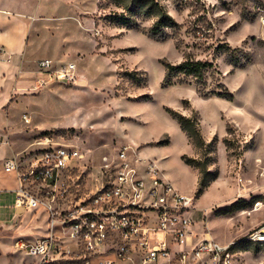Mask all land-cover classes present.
<instances>
[{
  "label": "rangeland",
  "instance_id": "obj_1",
  "mask_svg": "<svg viewBox=\"0 0 264 264\" xmlns=\"http://www.w3.org/2000/svg\"><path fill=\"white\" fill-rule=\"evenodd\" d=\"M19 1L44 18L36 23L46 32L44 45L34 46L36 61L73 62L81 79L12 99L0 113V131L10 134L1 138L0 154L8 158L12 150L24 161L43 136L83 140L79 170L86 188L97 190L110 176L101 158L111 160L129 144L194 197L199 237L236 242L239 264H264V244L244 240L264 229V13L255 11L264 0H153L178 25L175 39L166 40L148 36L157 17L143 12L152 3H140L136 28L128 30L112 20L124 10L108 0ZM221 44L229 51L218 52ZM228 53L244 68L233 70ZM184 57L211 62L232 100L202 97L192 85L162 88L161 61ZM179 116L194 122L189 133ZM19 224L31 232L36 225L29 215Z\"/></svg>",
  "mask_w": 264,
  "mask_h": 264
},
{
  "label": "built area",
  "instance_id": "obj_2",
  "mask_svg": "<svg viewBox=\"0 0 264 264\" xmlns=\"http://www.w3.org/2000/svg\"><path fill=\"white\" fill-rule=\"evenodd\" d=\"M255 9L264 13V8ZM36 67L39 77L33 89L52 82L74 86L81 79L73 62L42 59ZM22 120L29 123L26 115ZM55 139H37L38 148L24 161L1 160L3 173L17 182L13 209H41L45 215L44 236L14 242L33 264H239L233 252L236 242L199 237L194 197L178 192L136 148L121 145L113 159L102 157L109 180L88 190L79 170L83 140ZM244 240L264 244V229Z\"/></svg>",
  "mask_w": 264,
  "mask_h": 264
},
{
  "label": "crops",
  "instance_id": "obj_3",
  "mask_svg": "<svg viewBox=\"0 0 264 264\" xmlns=\"http://www.w3.org/2000/svg\"><path fill=\"white\" fill-rule=\"evenodd\" d=\"M37 11V7L28 8L25 2L0 0V113L6 112L12 106V99H19L28 93L27 91H33L35 81L39 77L33 51L34 46L39 42L44 45L46 32L36 24L37 21L44 19L41 16L37 17ZM57 43L58 41L53 43L54 46H58ZM57 51L58 48L54 50ZM9 135L2 129L0 140ZM11 152L13 153L11 156H14L15 153L12 150ZM3 157L6 156L0 154V264H31L34 259L17 252L14 242L17 237L33 241L44 236L45 215L41 209L21 213L13 209L17 182L12 176L3 173L1 168ZM163 176L171 183L170 177L165 174ZM172 186L178 192L186 194L173 184ZM25 215H29V220H34L36 223L32 232L30 228L23 229L19 224L20 219ZM17 218H19L18 222H16ZM31 236H33L32 240L29 239ZM206 237L210 236L206 235Z\"/></svg>",
  "mask_w": 264,
  "mask_h": 264
},
{
  "label": "trees",
  "instance_id": "obj_4",
  "mask_svg": "<svg viewBox=\"0 0 264 264\" xmlns=\"http://www.w3.org/2000/svg\"><path fill=\"white\" fill-rule=\"evenodd\" d=\"M108 1L116 8L124 10L123 13L128 14H115L116 18L112 19L116 21V23H120V25L125 26L128 30L136 28V26L132 25L134 22L132 19L133 17H136L137 13H139V9L141 8L140 3H152L153 6L147 8V10L143 12L144 14L157 17L151 29V33L148 36L150 38L158 37V39L161 40L170 38L175 39V30L178 25L166 12L162 10L159 4L155 3L153 0ZM164 29H170L171 33L164 32ZM229 49V46L226 44H221L217 47L218 52H228ZM227 59L229 60L230 64H232L233 70L242 69L245 66V64H243L238 58H234L230 53H228ZM161 64L164 69V78L161 85L162 88L172 85H192L194 86L196 93L202 97L207 98L209 96H216L228 101L232 100V95L227 91L225 86L221 84L219 79L216 78V76L219 74L211 62L195 60L191 57H184L179 64H171L166 60H162ZM135 73L136 72H124L123 76L128 78L130 76L134 77ZM140 74L144 75L143 72ZM146 99L149 100V98ZM177 120L182 130L189 133V129L194 124V122L183 116H179Z\"/></svg>",
  "mask_w": 264,
  "mask_h": 264
}]
</instances>
